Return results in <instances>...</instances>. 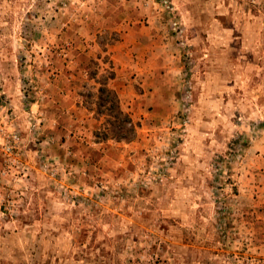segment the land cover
<instances>
[{
  "label": "rangeland",
  "instance_id": "374dc122",
  "mask_svg": "<svg viewBox=\"0 0 264 264\" xmlns=\"http://www.w3.org/2000/svg\"><path fill=\"white\" fill-rule=\"evenodd\" d=\"M170 1L0 0V264H264V0ZM142 25L157 101L126 66L135 134L99 143Z\"/></svg>",
  "mask_w": 264,
  "mask_h": 264
},
{
  "label": "crops",
  "instance_id": "0c3cea01",
  "mask_svg": "<svg viewBox=\"0 0 264 264\" xmlns=\"http://www.w3.org/2000/svg\"><path fill=\"white\" fill-rule=\"evenodd\" d=\"M149 33V30L145 29L143 25L138 26L135 30L133 39L135 45H131L130 48H128L127 44L125 46L114 43L112 45H109L106 51V53H108L110 56L109 66L114 72V78L108 81V87L116 92L122 110L124 108H128L126 105L127 101L124 99V94L126 92L125 87L127 88L128 86H125V83L122 81L123 78H121V73L126 72V66L130 67L132 73H136V79L142 80V90H140V93L137 94L138 99L141 100L140 103H143L144 99L147 96L149 97V101H157L159 86L162 85L160 84V77L162 76L160 69L165 66L160 60H156L157 53L154 52L155 47L153 46V43H155L156 41H151L150 36H148ZM129 55L131 57L133 56V59H130V63L128 62ZM164 55L166 57L165 53ZM171 57H174L175 59H172ZM171 57L169 56L168 58L164 59L163 56V59L165 61L168 60L169 62L177 61L175 56L172 55ZM159 63L163 66H157ZM165 63H167V61ZM171 64L167 66V69L170 71L175 70V68L177 67L173 68ZM132 83L133 82L131 81L129 83V86ZM151 87L152 91H149ZM76 107L79 108L78 105H76ZM86 110L88 113L91 112V110ZM109 140L110 139L101 140V142L99 141V143H104ZM254 147L264 150V145H255Z\"/></svg>",
  "mask_w": 264,
  "mask_h": 264
},
{
  "label": "trees",
  "instance_id": "16d2710c",
  "mask_svg": "<svg viewBox=\"0 0 264 264\" xmlns=\"http://www.w3.org/2000/svg\"><path fill=\"white\" fill-rule=\"evenodd\" d=\"M109 69L108 75H106V77H104L101 81H97L99 84V88L97 90L98 113L108 116L109 120H105L107 123L105 122L102 132H98L96 137L100 136V140H107L111 138L116 141H130L133 138L132 136L135 134L136 126L129 115L121 109L116 92L108 87V81L114 78L113 70L110 67ZM95 76L96 74L93 76L91 75L92 78H95ZM103 108L104 111L101 110Z\"/></svg>",
  "mask_w": 264,
  "mask_h": 264
},
{
  "label": "built area",
  "instance_id": "2783aa9c",
  "mask_svg": "<svg viewBox=\"0 0 264 264\" xmlns=\"http://www.w3.org/2000/svg\"><path fill=\"white\" fill-rule=\"evenodd\" d=\"M159 3L164 10H167L169 12L174 11V6L170 0H159ZM172 30L175 33V35L177 36V40H179L180 45L185 46V42L183 40L184 29L182 28L181 24L179 22H172ZM189 90H190V86L187 87V91H186L185 98H187V99L190 98V96H191V93ZM6 151L8 153H10L12 151V149L7 148Z\"/></svg>",
  "mask_w": 264,
  "mask_h": 264
}]
</instances>
